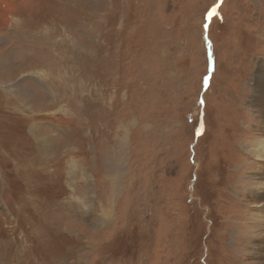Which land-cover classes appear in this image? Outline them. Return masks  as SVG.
<instances>
[{"label": "rangeland", "instance_id": "rangeland-1", "mask_svg": "<svg viewBox=\"0 0 264 264\" xmlns=\"http://www.w3.org/2000/svg\"><path fill=\"white\" fill-rule=\"evenodd\" d=\"M263 62L264 0H0V264H264Z\"/></svg>", "mask_w": 264, "mask_h": 264}, {"label": "bare ground", "instance_id": "bare-ground-1", "mask_svg": "<svg viewBox=\"0 0 264 264\" xmlns=\"http://www.w3.org/2000/svg\"><path fill=\"white\" fill-rule=\"evenodd\" d=\"M259 65H261V66L258 67L257 71H256L257 72V78L255 80V94L251 97V105H252L253 110H254L253 114H254V120L256 122V124L253 123V127H255V128L258 127V129L260 128L259 129L260 133L255 135L254 140H253L255 147L252 151L255 153V158H256L255 162H254L255 164L252 165L253 167L251 166V171H248L247 172L248 175L245 176L246 177L245 178V180H246V185H245L246 191L249 192L248 194H251L253 196L252 198L257 202L255 207L257 208V210L258 209L260 210L259 211L260 212L259 217L256 215V217L258 219L257 223H258V221L262 222V218L264 219V160H263V158H264V62L260 63ZM108 203L110 204V202H107V204ZM109 204L106 207L105 212H103L104 215L109 213L108 212V210L110 209ZM103 218L104 217H102V219ZM255 229H257V228H255ZM258 231L259 230L255 231V233H254L255 237L258 235ZM259 232H262V231H259ZM250 235H251V233H250ZM247 239H249V237ZM251 241H252V238H251ZM258 242H260V241H258ZM250 243L251 242H249V244ZM262 246H263V244H262ZM262 246H260V247H262ZM261 250L264 251V246L261 248Z\"/></svg>", "mask_w": 264, "mask_h": 264}]
</instances>
